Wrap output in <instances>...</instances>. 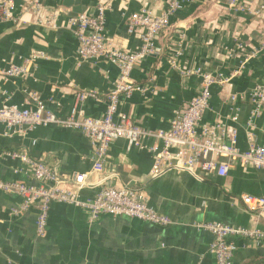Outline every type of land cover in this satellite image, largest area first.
I'll return each instance as SVG.
<instances>
[{"label":"crops","instance_id":"crops-1","mask_svg":"<svg viewBox=\"0 0 264 264\" xmlns=\"http://www.w3.org/2000/svg\"><path fill=\"white\" fill-rule=\"evenodd\" d=\"M4 1V0H0ZM17 6L29 0H13ZM65 0H42L53 27L34 25L32 13L20 14L24 23H0V107L32 108V95L57 117L66 116L77 92L94 93L79 106L84 117L100 119L106 96L118 78V67L106 58L83 60L69 20ZM170 0H81V14L95 15L106 5L104 39L128 52L138 51L139 34L127 32L130 14L147 9L161 15ZM72 2V1H71ZM264 0H183L182 9L169 18L168 27L154 44L157 52L139 59L130 79L136 87L119 98L114 119L125 115L141 128L166 131L177 113L201 89V75L227 79L211 88L203 126L220 125L236 131V147L247 150L251 139L264 146V109L248 123L250 91L264 79ZM28 62L21 77H7L11 65ZM235 97L234 102L229 98ZM235 116L236 120L232 121ZM141 147L124 139L107 151L101 172L92 170V149L79 131L50 124L36 129H10L0 123V180L36 186L31 169L8 152H24L52 167L74 189L75 175H86L79 190L82 199L104 188L132 187L170 224L160 226L127 217L101 216L73 205H50L46 232L36 233L37 210L14 214L18 194L0 191V264H216L209 248L205 223L264 229V212L245 211L243 195L264 196V170L229 163L225 176L167 169L152 176L153 156L142 138ZM145 147V148H144ZM226 164L223 157L214 158ZM233 264H264V248L251 239H236Z\"/></svg>","mask_w":264,"mask_h":264},{"label":"built area","instance_id":"built-area-1","mask_svg":"<svg viewBox=\"0 0 264 264\" xmlns=\"http://www.w3.org/2000/svg\"><path fill=\"white\" fill-rule=\"evenodd\" d=\"M182 4L183 0H170L161 15H154L147 9L130 14L126 24L127 32L139 34L142 42L141 48L132 52L106 43L104 39L106 5L98 6L95 15L79 14L69 20L78 41L79 55L83 60L106 58L118 67V78L106 96V109L102 118L84 117L79 106L86 98L95 97V94L77 92L69 113L64 117H57L32 95V108H20L15 105L0 107V123L8 130L22 127L36 129L56 124L79 131L91 145L92 170L96 173L102 171L107 151L114 141L124 139L129 148L141 147L139 141L142 138L152 141L146 150L153 156L151 175L154 177L167 169L188 172L198 169L201 173L213 171L223 177L228 171L229 163L232 162L264 170V146L256 145L253 139L247 150L240 151L236 147L234 129L213 125L203 126L200 132H197L201 115L209 107L211 88L227 82V79L201 75V89L198 95L183 111L176 114L166 131L141 128L134 125L125 115L114 119L119 98L129 95L136 89L130 79L134 64L139 59L157 52L154 44L156 37L168 27L169 18L182 9ZM26 12L33 14L34 25L43 28L54 26L53 20L45 17L43 13L42 0H29L19 6L13 0L0 1V23L8 21L24 23L20 14ZM260 50L264 51V35ZM27 63L11 65L5 71V75L23 76L27 72ZM249 98L252 112L248 123L251 124L264 109V79L251 89ZM229 101L234 102L235 97L231 96ZM235 120L236 117L233 116L232 121ZM6 156L28 165L37 185L0 180V191L14 192L20 196L21 205L13 210L14 214L25 213L30 208L37 210L35 227L39 236L46 232L49 208L54 202L78 207L88 213L92 221L107 215L127 217L160 226L170 224L168 217L149 207L141 193L132 187L104 188L93 197L82 199L79 190L85 185L86 175H75L72 179L74 189H69L59 174L41 159H32L24 152L14 151L6 153ZM215 157L226 158L227 163L218 164ZM241 202L245 211L250 214L260 216L264 212V196L243 195ZM202 227L212 236L209 251L214 256L216 264H233L237 248L236 239H251L264 248V229L233 227L219 222L205 223Z\"/></svg>","mask_w":264,"mask_h":264},{"label":"water","instance_id":"water-1","mask_svg":"<svg viewBox=\"0 0 264 264\" xmlns=\"http://www.w3.org/2000/svg\"><path fill=\"white\" fill-rule=\"evenodd\" d=\"M80 4L81 0H65L63 3L64 7L71 8L73 14L71 15L72 17H76L84 11L83 7Z\"/></svg>","mask_w":264,"mask_h":264}]
</instances>
